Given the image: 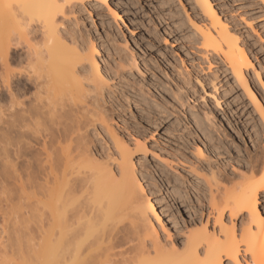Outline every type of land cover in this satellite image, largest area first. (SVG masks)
Listing matches in <instances>:
<instances>
[{
    "label": "bare ground",
    "instance_id": "6f19581e",
    "mask_svg": "<svg viewBox=\"0 0 264 264\" xmlns=\"http://www.w3.org/2000/svg\"><path fill=\"white\" fill-rule=\"evenodd\" d=\"M176 1L200 63L218 60L254 108L260 143L232 165L198 137L190 155L149 143L137 105L161 79L134 37L85 26L96 14L120 31L138 0H0V264H264V97L218 0H187L193 21ZM149 166L197 186L182 244L145 193Z\"/></svg>",
    "mask_w": 264,
    "mask_h": 264
},
{
    "label": "rangeland",
    "instance_id": "374dc122",
    "mask_svg": "<svg viewBox=\"0 0 264 264\" xmlns=\"http://www.w3.org/2000/svg\"><path fill=\"white\" fill-rule=\"evenodd\" d=\"M181 3L190 20L199 18L187 0ZM217 4L219 7L215 9L236 31L252 62L248 71L250 82L264 97L261 88L264 84V12L254 0H218ZM129 14L121 13L122 20L117 23L120 31L96 14H92L94 27L85 14L88 19L85 26L94 34L96 30L98 35L102 33L100 22H105L106 26L109 22L107 29L112 30H108L111 34L115 32L116 43H122L123 36L131 47L130 38L134 37L138 60L144 61L161 79V84L154 85V89L149 86L151 92L145 93L146 103L137 105V122L146 131L153 132L149 143L167 149V153L174 156L190 155L194 144L205 151L198 137L208 153L231 165L257 146L260 143L258 115L218 60H209L208 70L206 64L200 63L190 22L177 1L138 0L134 15ZM143 76L147 79L148 74ZM214 77L217 79L212 81ZM176 95L181 101L176 100ZM146 171L151 173L141 178L145 193L151 194L157 212L170 229L171 242L182 244L184 223L193 219L192 203L189 204L185 191L189 190L192 199L197 187L192 183L194 179L190 176L183 179L184 190L174 182L172 171L162 174L152 166L142 170ZM186 179L193 189L191 184H186ZM260 209L264 214V203Z\"/></svg>",
    "mask_w": 264,
    "mask_h": 264
}]
</instances>
